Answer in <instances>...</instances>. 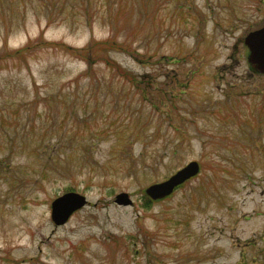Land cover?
Returning <instances> with one entry per match:
<instances>
[{"label":"rangeland","instance_id":"obj_1","mask_svg":"<svg viewBox=\"0 0 264 264\" xmlns=\"http://www.w3.org/2000/svg\"><path fill=\"white\" fill-rule=\"evenodd\" d=\"M73 1L0 0V53L42 29L74 47L111 36ZM118 12L128 50L109 56L135 80L64 47L0 57V264H264V73L244 44L264 0ZM192 161L196 176L149 199ZM66 191L89 203L56 226L50 204Z\"/></svg>","mask_w":264,"mask_h":264},{"label":"trees","instance_id":"obj_2","mask_svg":"<svg viewBox=\"0 0 264 264\" xmlns=\"http://www.w3.org/2000/svg\"><path fill=\"white\" fill-rule=\"evenodd\" d=\"M77 1V0H75ZM73 1V7L78 8V10H83L86 18V22L90 25L97 21V18L100 16L106 17L107 23L111 27L112 34L110 37L100 40H92L91 43L87 46L74 47L67 45L63 42L48 41L43 38L44 29H42L38 35V38L35 42H29L24 47L18 48L13 51H8L10 54L0 53V57L12 56L25 58V54L32 50L33 48L40 46H58L64 47L67 49L73 56L78 57L79 59L88 63L91 67L92 63L104 62L108 67L114 69L118 72H122L125 77H128L130 80H135V76H131V73L128 69L122 67L121 65L116 64L109 56V51H127L128 42L121 43L117 39V32L120 31L119 27V18L120 12L118 10H123L124 6L130 5L132 0H80L79 2ZM116 7V10H115ZM76 14V13H75ZM71 13V16L75 15ZM51 23L50 15L47 16L46 26ZM108 54V55H107ZM184 185V184H183ZM181 185V187L183 186ZM150 199V198H149Z\"/></svg>","mask_w":264,"mask_h":264},{"label":"water","instance_id":"obj_3","mask_svg":"<svg viewBox=\"0 0 264 264\" xmlns=\"http://www.w3.org/2000/svg\"><path fill=\"white\" fill-rule=\"evenodd\" d=\"M244 44L248 50L247 60L249 64L257 72L264 73V26L249 31L244 37ZM198 171V163L192 161L182 169L176 171L168 179L151 184L145 191L151 198L160 199L170 194L175 186L194 176ZM114 201L121 205L131 203V199L126 192L117 194ZM86 203L87 199L85 195L75 191L65 192L52 200L50 206L51 219L56 225L64 224L73 212L83 207Z\"/></svg>","mask_w":264,"mask_h":264}]
</instances>
